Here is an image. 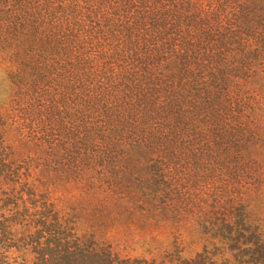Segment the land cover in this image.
Wrapping results in <instances>:
<instances>
[{"label": "trees", "instance_id": "trees-1", "mask_svg": "<svg viewBox=\"0 0 264 264\" xmlns=\"http://www.w3.org/2000/svg\"><path fill=\"white\" fill-rule=\"evenodd\" d=\"M261 140L264 0H0V264L169 263L87 236L41 172L111 190L138 172L157 201L224 165L251 172ZM225 193L219 251L186 264H264L252 204Z\"/></svg>", "mask_w": 264, "mask_h": 264}, {"label": "rangeland", "instance_id": "rangeland-1", "mask_svg": "<svg viewBox=\"0 0 264 264\" xmlns=\"http://www.w3.org/2000/svg\"><path fill=\"white\" fill-rule=\"evenodd\" d=\"M258 151L257 156L262 160L249 165L252 171L241 172L240 178H233L229 167L224 165L205 179H183L180 190L166 192L157 201L145 196L141 178L144 175L138 172L117 176L120 185L111 190L107 179L103 181L104 189L96 188L78 177L63 180L60 170L54 168L53 173L41 172L51 180L40 188L56 202L75 206L87 236L92 234L99 242L111 245L120 256L186 264L185 258L203 242H207L212 253L219 251L220 243L215 242V237L221 232V224L217 218L223 215L210 205L218 199L226 200L227 190L247 196L252 204L249 209L252 230L258 226L264 230V140L259 142ZM28 163L38 170L42 167L35 158ZM22 170L26 176L32 175L28 168ZM41 174L40 171L36 174L40 181ZM27 258L31 259L30 254ZM237 258L248 260V256Z\"/></svg>", "mask_w": 264, "mask_h": 264}]
</instances>
